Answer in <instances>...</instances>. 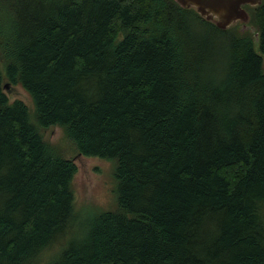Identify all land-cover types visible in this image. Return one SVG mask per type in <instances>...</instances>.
<instances>
[{
  "label": "trees",
  "instance_id": "trees-1",
  "mask_svg": "<svg viewBox=\"0 0 264 264\" xmlns=\"http://www.w3.org/2000/svg\"><path fill=\"white\" fill-rule=\"evenodd\" d=\"M248 12L257 40L175 0H0V264L61 238L47 264H264V0ZM54 125L116 160L118 209L70 236Z\"/></svg>",
  "mask_w": 264,
  "mask_h": 264
},
{
  "label": "rangeland",
  "instance_id": "rangeland-1",
  "mask_svg": "<svg viewBox=\"0 0 264 264\" xmlns=\"http://www.w3.org/2000/svg\"><path fill=\"white\" fill-rule=\"evenodd\" d=\"M238 25L240 29L241 24L238 23ZM255 48L257 50V47ZM5 83H8L6 79H4L3 85ZM4 91L10 101L18 99L25 103L29 110L30 119L33 120V103L29 93L18 84H9L4 88ZM41 134L43 139L53 144L63 157L72 158L77 168L71 181L75 218L69 236L75 231L82 233L85 229L83 226H86L94 214L118 209V180L115 176V158L78 154L75 144L65 136L63 128L57 125L41 129ZM65 242L66 238L55 240L41 252L35 264H47L48 260L60 251Z\"/></svg>",
  "mask_w": 264,
  "mask_h": 264
},
{
  "label": "water",
  "instance_id": "water-1",
  "mask_svg": "<svg viewBox=\"0 0 264 264\" xmlns=\"http://www.w3.org/2000/svg\"><path fill=\"white\" fill-rule=\"evenodd\" d=\"M184 8H193L200 16L211 21L217 27L226 29L235 24H241L240 31L249 30L254 33L257 40L255 28L248 24L249 12L243 5L255 7L261 4L262 0H175ZM248 24V25H247ZM9 83L3 85L6 88Z\"/></svg>",
  "mask_w": 264,
  "mask_h": 264
},
{
  "label": "flooded vegetation",
  "instance_id": "flooded-vegetation-1",
  "mask_svg": "<svg viewBox=\"0 0 264 264\" xmlns=\"http://www.w3.org/2000/svg\"><path fill=\"white\" fill-rule=\"evenodd\" d=\"M244 8H246L248 10V8L250 7L249 5H243Z\"/></svg>",
  "mask_w": 264,
  "mask_h": 264
},
{
  "label": "bare ground",
  "instance_id": "bare-ground-1",
  "mask_svg": "<svg viewBox=\"0 0 264 264\" xmlns=\"http://www.w3.org/2000/svg\"><path fill=\"white\" fill-rule=\"evenodd\" d=\"M250 22V21H249ZM239 28V27H238ZM252 34V33H251Z\"/></svg>",
  "mask_w": 264,
  "mask_h": 264
}]
</instances>
